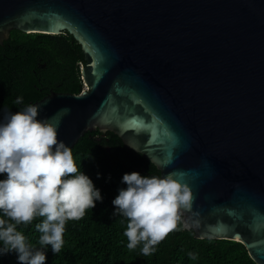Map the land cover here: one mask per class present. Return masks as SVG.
I'll use <instances>...</instances> for the list:
<instances>
[{
  "label": "water",
  "instance_id": "water-1",
  "mask_svg": "<svg viewBox=\"0 0 264 264\" xmlns=\"http://www.w3.org/2000/svg\"><path fill=\"white\" fill-rule=\"evenodd\" d=\"M13 29L82 46L86 87L31 104L59 141L114 132L190 187L196 238L264 264V0H0V45Z\"/></svg>",
  "mask_w": 264,
  "mask_h": 264
},
{
  "label": "trees",
  "instance_id": "trees-1",
  "mask_svg": "<svg viewBox=\"0 0 264 264\" xmlns=\"http://www.w3.org/2000/svg\"><path fill=\"white\" fill-rule=\"evenodd\" d=\"M85 63L81 44L68 31L46 34L13 29L0 45V121L5 114L23 110L52 90L80 93L85 88L81 73ZM18 97H22L21 104L15 103ZM71 150L80 172L100 190L102 201H96L81 220L66 223L64 244L57 254L50 245L39 244L41 233L36 225L42 217L17 226L30 247L45 252V264H258L242 242L196 238L182 221L150 256L142 254V245L129 250L124 236L127 218L114 215L112 201L127 187L122 182L124 174L160 177V170L142 153L127 148L112 131L87 132ZM5 178L0 175V180ZM0 218L8 219L2 212ZM3 247L0 241V249ZM189 253L196 258H190ZM0 264H19L18 253L11 250L0 255Z\"/></svg>",
  "mask_w": 264,
  "mask_h": 264
},
{
  "label": "clouds",
  "instance_id": "clouds-1",
  "mask_svg": "<svg viewBox=\"0 0 264 264\" xmlns=\"http://www.w3.org/2000/svg\"><path fill=\"white\" fill-rule=\"evenodd\" d=\"M15 103L21 104L22 97ZM39 110L38 105H28L5 114L0 121V175L6 176L0 180V212L8 218H0V241L4 245L0 255L15 250L19 264H45L46 255L26 243L18 225L42 217L36 225L41 233L39 244L50 245L57 254L64 244L66 223L81 220L96 201H102L100 190L77 167L71 148L59 141L58 122L38 119ZM60 112L67 114L69 109ZM174 175H123L127 187L119 190L112 204L114 215L127 218L124 236L129 250L142 245V254L150 256L155 246L178 230L185 212L198 215L192 212L190 187ZM193 226L198 227V222L193 221ZM189 256L196 258L193 253Z\"/></svg>",
  "mask_w": 264,
  "mask_h": 264
},
{
  "label": "rangeland",
  "instance_id": "rangeland-1",
  "mask_svg": "<svg viewBox=\"0 0 264 264\" xmlns=\"http://www.w3.org/2000/svg\"><path fill=\"white\" fill-rule=\"evenodd\" d=\"M85 85V84H84ZM85 87H86V85H85Z\"/></svg>",
  "mask_w": 264,
  "mask_h": 264
}]
</instances>
